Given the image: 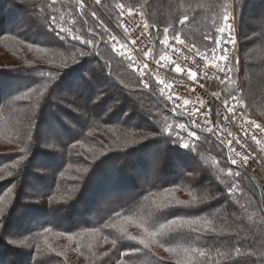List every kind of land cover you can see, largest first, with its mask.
<instances>
[{
    "label": "trees",
    "instance_id": "trees-1",
    "mask_svg": "<svg viewBox=\"0 0 264 264\" xmlns=\"http://www.w3.org/2000/svg\"><path fill=\"white\" fill-rule=\"evenodd\" d=\"M120 4L199 49L235 17L229 90H242L245 114L264 128V15L245 28L256 0H0V264H264V193L116 56L106 40ZM73 84L89 96L67 94ZM44 125L65 137L49 141ZM37 156L49 164L33 166Z\"/></svg>",
    "mask_w": 264,
    "mask_h": 264
},
{
    "label": "built area",
    "instance_id": "built-area-1",
    "mask_svg": "<svg viewBox=\"0 0 264 264\" xmlns=\"http://www.w3.org/2000/svg\"><path fill=\"white\" fill-rule=\"evenodd\" d=\"M117 13L119 21L112 24L124 44L117 50L118 56L129 62L144 84H153L193 128L223 144L230 161L235 160L234 165L264 193V128L245 114L242 90H229L240 48L237 19L228 21L232 32L225 29L220 45L223 51H217L214 59L216 43L199 49L175 37L168 38L165 45L140 10L119 5ZM229 35L234 44L227 39ZM222 54L226 58L221 60ZM162 56L168 60L161 62ZM173 66L181 67L182 72H175ZM228 68L232 70L226 74ZM190 72L196 74L195 79L190 78Z\"/></svg>",
    "mask_w": 264,
    "mask_h": 264
},
{
    "label": "rangeland",
    "instance_id": "rangeland-1",
    "mask_svg": "<svg viewBox=\"0 0 264 264\" xmlns=\"http://www.w3.org/2000/svg\"><path fill=\"white\" fill-rule=\"evenodd\" d=\"M256 2H258V6L257 7H253V6H250V7H248V15H247V17H246V20H245V28H246V30H252V29H255V28H257V21H256V15H258V14H261V15H264V13H262V11H264V0H256ZM94 5H96V3H94ZM120 5H124V4H120ZM119 6V5H118ZM117 6V7H118ZM124 6H127V7H130L131 9H134V10H140L143 14H145V12L141 9V8H133V7H131V6H128V5H124ZM116 12H117V9H116ZM146 15V14H145ZM117 16H118V13H117ZM23 18L21 17V19H20V22L19 23H17V25H20V23L21 22H23ZM118 21H119V16H118V18H117V20H115L114 22L115 23H118ZM112 26H113V24H112ZM113 28H114V26H113ZM27 29V31L29 32V35L30 34H32V32H34V31H36L37 29H28V28H26ZM114 30L116 31V29L114 28ZM121 40V36L117 33V31H116V33H114L112 36H110V37H108L107 38V40H106V42L107 43H109L110 45H111V47H113V49H114V51H115V54H116V56L118 57V58H120L119 56H118V54H117V50L121 47V46H123L124 47V44H123V42L122 41H120ZM113 45H115V47L113 46ZM122 59V58H121ZM126 63H127V65H128V67H129V69L131 70V68H130V64H129V62H127V61H125ZM132 72H134L133 70H131ZM137 74V73H136ZM139 76V75H138ZM141 79V78H140ZM142 81V80H141ZM104 84V81H98V82H96V84L95 85H103ZM120 89H118V91H119ZM64 94V92H62L61 90H57L56 91V96H55V98L52 100V104H51V106L49 107V110H48V112H47V114H46V116L45 117H48L49 118V120H51V123H53V125H56V124H54L55 123V120H56V118H60V119H62V113L60 112V111H58V112H55L56 110H55V108H56V106H58V105H60L61 104V102H60V98H62L63 97V94ZM66 93L67 94H71V93H74V94H76L78 97H82V98H86L87 96H89V90H86V91H83V92H80L78 89H77V87H76V85L75 84H73V85H71L70 87H68V90L66 91ZM66 93H65V95H66ZM94 93L92 92L91 93V95H93ZM112 98H114V92H112V93H110L109 95H108V97H107V99H106V101H105V104H104V106L102 107V108H100V111L102 110V109H105V108H107L109 105H110V102L112 101ZM125 99L127 100V101H131V98H130V96H126L125 97ZM99 110V109H98ZM135 110H138V119H137V121H139L141 118H143L144 117V113L141 111V110H139L138 109V107H136L135 106ZM175 112V111H174ZM78 115H79V113H78ZM79 118H80V122L82 123V122H84L83 120H82V117H80V115H79ZM63 122L64 123H66L67 125H68V127H69V129H70V131L72 132V133H74L75 132V130L68 124V122L67 121H65V119H63ZM59 130H58V128H54V127H47L46 125H44L43 126V128H42V135H43V137H45L46 139H48L49 141H56V140H61V139H63L64 137H65V135L64 134H62V132H58ZM51 133H53L54 135H51ZM155 149L157 150L158 149V146L156 145L155 146ZM129 159V158H128ZM130 160H132V158H130ZM46 162H44V160L40 157V156H37L36 158H35V160H34V162H33V166H42V165H44ZM46 164H49V163H46ZM53 166V165H52ZM33 172L36 174V175H39L40 177H44V179L47 181V183H49L50 182V176L48 175V174H42L41 173V171H40V169H38V170H33ZM33 172H31V174L33 173ZM34 174V175H35ZM172 177H169V178H167V179H171ZM141 179V184H144L146 181L144 180V179H142V178H140ZM167 179H165V180H167ZM172 180V179H171ZM113 199V197H111V196H109V197H106V196H104V199H103V201L102 202H104V201H108V200H112ZM99 200H97L96 202L98 203V205H96V206H100L101 204H102V202L101 201H99ZM96 208H98V207H96ZM83 219H85L86 220V218H83ZM33 218H31V219H26V220H24V222H25V226H29L31 223H33ZM35 221H38V222H40L41 223V220H39V219H36ZM58 221H60L62 224H64L63 223V221H62V219H58ZM77 223L78 222H81V219H79L78 218V220L76 221ZM10 231H12L13 233H17V232H19L20 230L18 229V227L15 225V226H13L12 228H10L9 229Z\"/></svg>",
    "mask_w": 264,
    "mask_h": 264
},
{
    "label": "snow or ice",
    "instance_id": "snow-or-ice-1",
    "mask_svg": "<svg viewBox=\"0 0 264 264\" xmlns=\"http://www.w3.org/2000/svg\"><path fill=\"white\" fill-rule=\"evenodd\" d=\"M229 20H230V17L226 15V16L224 17V21H225V25H224V27L219 28V29L217 30V32H218V34L220 35L221 38L216 39L215 43H216L217 47L212 49V54H213V58H214V59H217V57L215 56V53H216L217 51H221V52L223 51L222 49H220V45H222V44L224 43L223 33L225 32V29L228 30V33H229V34L232 32V27H231L230 24L228 23ZM182 23H183V22H182ZM164 31L167 33L168 30L165 29ZM176 39L179 40V37H176ZM227 39L229 40V42H231V43H233V44L235 43V41H234V39L231 37V35H229V36L227 37ZM208 40H209V42H211V40H212L211 36L208 37ZM88 43H91V41H88ZM163 43H164L165 45L168 44V36H167V35H165V38H164V40H163ZM113 46L115 47V45H113ZM225 58H226V54H222V55L219 57V59H221V60H222V59H225ZM166 60H168V57H167V56H162V57H161V62L166 61ZM173 70H174L175 72H177V73L182 72V69H181V67H179V66H173ZM231 70H232V69L228 68V69L226 70V74H227L228 71H231ZM189 76H190V78L195 79L196 74L190 72V73H189ZM147 86H148V85L145 83V87H147ZM184 103L187 104L188 101L185 100ZM179 127H180L181 129H183L185 126H184L183 124H181ZM183 146H184V147H188L187 144H185V145H183ZM232 163L235 164L236 161L233 160ZM178 222H179L178 218H177V219H172L171 221H168V222H166L165 224L160 225V228H159L157 231H162V230H164L165 228H168V227H170V226H172V225H177ZM187 222H188V223H191V221H187ZM157 231L152 232V235L155 236V235L157 234ZM201 255H203V253H201Z\"/></svg>",
    "mask_w": 264,
    "mask_h": 264
},
{
    "label": "bare ground",
    "instance_id": "bare-ground-1",
    "mask_svg": "<svg viewBox=\"0 0 264 264\" xmlns=\"http://www.w3.org/2000/svg\"><path fill=\"white\" fill-rule=\"evenodd\" d=\"M162 97V96H161Z\"/></svg>",
    "mask_w": 264,
    "mask_h": 264
}]
</instances>
